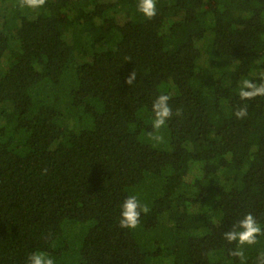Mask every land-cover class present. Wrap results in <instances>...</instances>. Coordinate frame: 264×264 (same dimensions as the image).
<instances>
[{"label":"trees","instance_id":"1","mask_svg":"<svg viewBox=\"0 0 264 264\" xmlns=\"http://www.w3.org/2000/svg\"><path fill=\"white\" fill-rule=\"evenodd\" d=\"M137 3L0 0V264H241L223 234L264 227V97L238 96L264 79V0H157L152 20ZM130 195L150 209L134 230Z\"/></svg>","mask_w":264,"mask_h":264},{"label":"clouds","instance_id":"2","mask_svg":"<svg viewBox=\"0 0 264 264\" xmlns=\"http://www.w3.org/2000/svg\"><path fill=\"white\" fill-rule=\"evenodd\" d=\"M17 2L21 9L37 10L42 8L47 0H17ZM137 11L145 19L152 20L157 15V0H138ZM134 80L135 72L133 71L125 83L131 85ZM238 96L241 101H250L257 97H264V79L259 84L249 79H243L239 87ZM169 100V95L160 94L152 103V112L154 114L152 121L153 131L148 133V135L156 143L163 142L164 137L158 133L162 128L167 126L166 122L173 117V110L169 105ZM175 115L180 116V110H177ZM233 115L237 119H242L247 116V108L245 106L237 107ZM149 211V207L146 204H142L136 195L128 196L121 205L119 227L126 230L136 229L139 226L141 214H147ZM261 236H264V227L249 212L233 224L231 230L223 234V239L229 244H236L234 249L229 250V255L239 258L241 264H243L245 260L244 246L256 245L259 242L258 237ZM27 264H55V261L48 254L35 251L27 257ZM256 264H264V252L259 253Z\"/></svg>","mask_w":264,"mask_h":264}]
</instances>
